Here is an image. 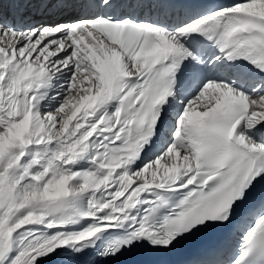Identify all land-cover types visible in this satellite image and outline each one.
Returning <instances> with one entry per match:
<instances>
[{
	"label": "snow or ice",
	"instance_id": "1",
	"mask_svg": "<svg viewBox=\"0 0 264 264\" xmlns=\"http://www.w3.org/2000/svg\"><path fill=\"white\" fill-rule=\"evenodd\" d=\"M182 244L264 264V0H0V264Z\"/></svg>",
	"mask_w": 264,
	"mask_h": 264
},
{
	"label": "bare ground",
	"instance_id": "2",
	"mask_svg": "<svg viewBox=\"0 0 264 264\" xmlns=\"http://www.w3.org/2000/svg\"><path fill=\"white\" fill-rule=\"evenodd\" d=\"M89 259H92V257L90 256ZM67 260L70 262L72 260V257H67Z\"/></svg>",
	"mask_w": 264,
	"mask_h": 264
}]
</instances>
